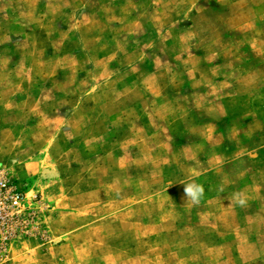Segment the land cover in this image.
Wrapping results in <instances>:
<instances>
[{
	"label": "rangeland",
	"instance_id": "obj_1",
	"mask_svg": "<svg viewBox=\"0 0 264 264\" xmlns=\"http://www.w3.org/2000/svg\"><path fill=\"white\" fill-rule=\"evenodd\" d=\"M0 169V264H264V0H0Z\"/></svg>",
	"mask_w": 264,
	"mask_h": 264
},
{
	"label": "built area",
	"instance_id": "obj_2",
	"mask_svg": "<svg viewBox=\"0 0 264 264\" xmlns=\"http://www.w3.org/2000/svg\"><path fill=\"white\" fill-rule=\"evenodd\" d=\"M30 216L32 212L25 204V195L14 187L7 173L0 169V230L5 227L10 230L13 228L20 230ZM11 236L12 234L7 232L3 239L6 240Z\"/></svg>",
	"mask_w": 264,
	"mask_h": 264
},
{
	"label": "clouds",
	"instance_id": "obj_3",
	"mask_svg": "<svg viewBox=\"0 0 264 264\" xmlns=\"http://www.w3.org/2000/svg\"><path fill=\"white\" fill-rule=\"evenodd\" d=\"M184 193L186 197L192 200L193 203H197L200 196L203 194V188L200 185L191 183V184H188L186 187H184ZM239 203L243 205L244 200L241 199Z\"/></svg>",
	"mask_w": 264,
	"mask_h": 264
}]
</instances>
